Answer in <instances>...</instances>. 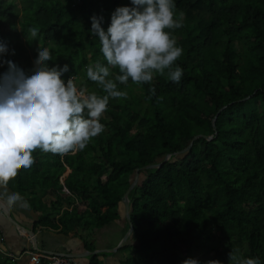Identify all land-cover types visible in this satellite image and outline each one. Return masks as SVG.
<instances>
[{"label": "trees", "instance_id": "trees-1", "mask_svg": "<svg viewBox=\"0 0 264 264\" xmlns=\"http://www.w3.org/2000/svg\"><path fill=\"white\" fill-rule=\"evenodd\" d=\"M174 2L184 13L173 32L183 49L180 81L157 74L151 84L118 85L127 98L110 99L100 135L63 156L35 150L34 164L9 188L41 213L36 228L91 236L120 219L136 170L171 155L160 168L140 171L121 264H182L190 257L229 264L231 250L264 264V0ZM120 6L130 0H0L4 59L30 72L39 46L47 47L50 66L69 65L65 80L73 76L78 88L103 95L86 76L88 65L106 63L90 18L102 14L107 30ZM30 27L39 29L37 40L27 39ZM208 244L212 255L203 259ZM1 254L0 264H15V255L2 261ZM90 264H102L99 255Z\"/></svg>", "mask_w": 264, "mask_h": 264}, {"label": "clouds", "instance_id": "clouds-1", "mask_svg": "<svg viewBox=\"0 0 264 264\" xmlns=\"http://www.w3.org/2000/svg\"><path fill=\"white\" fill-rule=\"evenodd\" d=\"M91 35L98 38L106 63L97 61L86 69L87 78L103 95L77 87L74 77L65 80L69 65L50 66L54 61L47 47L39 46L34 67L26 72L12 60L4 59L8 46L0 42V200L9 208L27 201L9 191V183L21 169L34 164L33 152L61 156L83 150L105 129L101 123L110 99L127 98L118 85L151 84L158 74L178 83L183 69L176 62L183 49L173 32L183 26L184 13L176 11L174 0H130L117 7L107 30L104 16L93 15ZM39 29L30 27L26 37L37 40ZM15 55V50H12ZM112 69H118L113 77ZM155 93V89H151ZM229 264H260L259 258H244L236 250L228 253ZM182 264H201L188 258ZM207 264H221L209 260Z\"/></svg>", "mask_w": 264, "mask_h": 264}, {"label": "crops", "instance_id": "crops-1", "mask_svg": "<svg viewBox=\"0 0 264 264\" xmlns=\"http://www.w3.org/2000/svg\"><path fill=\"white\" fill-rule=\"evenodd\" d=\"M9 191L14 192L10 188ZM21 197L25 200L23 196ZM1 202L3 205L6 204L3 200ZM8 210L10 216L7 217L3 209L0 208V249L4 252L1 254L2 261L8 259L7 254H13L17 257L13 258V263L31 264V254L41 253L44 255H69L74 259V264H90L93 255H99L102 264H121L122 253L112 254L106 251L116 248L129 230L123 203L119 208L120 219L95 230L91 236L89 231L81 232L78 235L75 233L66 235L59 230L45 227L36 228L35 224L41 213L35 211L28 203L26 207L17 204L11 208L8 207ZM10 217L35 232L40 250L34 248L31 236L16 226ZM87 242L94 247V250L87 247Z\"/></svg>", "mask_w": 264, "mask_h": 264}, {"label": "water", "instance_id": "water-1", "mask_svg": "<svg viewBox=\"0 0 264 264\" xmlns=\"http://www.w3.org/2000/svg\"><path fill=\"white\" fill-rule=\"evenodd\" d=\"M215 120H216V119H215ZM215 120H214V123H215ZM214 127H215V129H216V126H214ZM200 137H201V135L196 136V137L193 139L192 143H191L187 148H185L184 150H182V151L179 152V153H180V154H184V153H186V152L192 147L193 142H194L195 140H197L198 138H200ZM206 138L209 139V140L212 139V137H206ZM170 157H171V155H168V156L165 158V160H164L163 162L158 163V164H154V165H147V166H145V167L142 168V169L147 170V169H156V168H160L165 162H167V161L170 159ZM142 169H137V170H136V174H135L134 181H133L131 187L127 190V192H126V194L124 195V198H123V204H124V206H125L126 219H127L128 225H129V230H128L127 234L124 236V238L122 239V241L120 242V244H119L116 248L111 249V250H107V251H106V252H108V253H112V254H114V253L118 252L119 249H121V248L127 243V241L131 238V235H132V233H133L134 227H133V223H132L131 216H130V212H131V211H130V209H131V204H130V198H129V195H130V193L132 192V190L134 189V187L136 186V184H137V182H138V180H139V174H140V171H141ZM0 208L3 209V211H4V213H5V215H6L7 217L10 216V215H9V214H10V211L8 210V206H7V204L3 205L2 202H1V200H0ZM10 219L15 223L16 226L20 227V229H22V230L25 231L28 235L31 236V238H32V242H33V244H34V248H35L36 250H40L39 247H38V239H37V237H36L35 232H33L31 229H29V228H27V227H25V226H22V225L19 224L17 221H14L11 217H10ZM94 253H95V252H94Z\"/></svg>", "mask_w": 264, "mask_h": 264}, {"label": "built area", "instance_id": "built-area-1", "mask_svg": "<svg viewBox=\"0 0 264 264\" xmlns=\"http://www.w3.org/2000/svg\"><path fill=\"white\" fill-rule=\"evenodd\" d=\"M10 256L14 257L12 254ZM30 261L31 264H74V259L69 255H44L41 253H32Z\"/></svg>", "mask_w": 264, "mask_h": 264}, {"label": "rangeland", "instance_id": "rangeland-1", "mask_svg": "<svg viewBox=\"0 0 264 264\" xmlns=\"http://www.w3.org/2000/svg\"><path fill=\"white\" fill-rule=\"evenodd\" d=\"M11 1H14V0H11ZM21 30V29H20ZM237 47V46H236ZM30 53H31V51H30ZM104 177H105V175H104ZM209 245L210 244H208L206 247H204L202 250H201V252H200V257L201 258H203V259H209L210 257H211V252H210V250H209Z\"/></svg>", "mask_w": 264, "mask_h": 264}]
</instances>
